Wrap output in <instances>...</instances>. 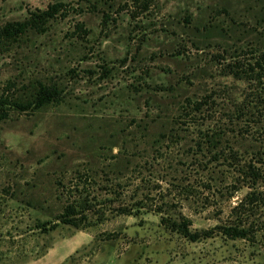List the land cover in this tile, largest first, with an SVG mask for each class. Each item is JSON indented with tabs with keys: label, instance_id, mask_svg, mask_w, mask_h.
Instances as JSON below:
<instances>
[{
	"label": "rangeland",
	"instance_id": "rangeland-1",
	"mask_svg": "<svg viewBox=\"0 0 264 264\" xmlns=\"http://www.w3.org/2000/svg\"><path fill=\"white\" fill-rule=\"evenodd\" d=\"M57 1L66 13L44 31L0 44V98L30 99L39 82L61 95L0 118V264H264V178L244 174L264 175V117L238 128L226 115L264 93L225 66L264 46V0H0V26ZM216 120L210 150L199 129ZM84 197L102 218L56 219ZM179 213L211 233L190 241L161 222ZM240 222L247 238L215 228Z\"/></svg>",
	"mask_w": 264,
	"mask_h": 264
},
{
	"label": "trees",
	"instance_id": "trees-1",
	"mask_svg": "<svg viewBox=\"0 0 264 264\" xmlns=\"http://www.w3.org/2000/svg\"><path fill=\"white\" fill-rule=\"evenodd\" d=\"M134 1H139L138 4H140V7L145 8L144 0ZM65 13L66 10L64 3L61 1H57L49 4L45 9H36L29 12L28 16L23 20L8 21L0 26V44L6 45L13 40L15 41L22 35H25L28 31L42 32L47 28L49 22L52 19H54L57 15L63 16ZM185 22H189V17L185 16ZM249 50H253V48L250 47ZM257 52L258 53L253 63L246 61L239 56H230V60L225 64V66L229 74H232L238 79H248L249 82H253L255 89L262 90V93H264L263 85H259L262 84V77L264 74V46ZM222 58L224 61L228 60V57ZM60 96V88H58L57 85L52 83L39 82L30 99H19L8 103L7 99L1 97L0 118H4L7 115L10 104L19 111L39 109L46 104L57 102L60 99ZM257 97H259L261 100L243 101L239 105L233 103L234 109L230 110L229 113H226V115L229 117L230 123L240 128L242 126H245V124L250 125L251 122L260 121L261 118L264 117V96H261L259 94L257 95ZM210 102V95L204 96L192 102L191 105H189L190 108H188V110H185L184 112L179 114L177 113L178 121L183 119V117H189L193 122H195L197 119L194 116L190 115H195L196 113L200 112L204 109L205 106L210 105ZM247 113L252 117L258 116L261 118H256V120L252 119L251 121V118L246 116ZM242 118H244L243 123H238L237 120H242ZM172 122L176 125V116L174 117ZM225 128L226 125L222 123V121L216 120L213 125H211V127L207 128L206 130L202 131L201 129H199V132L204 134L206 143L209 147L208 149L211 150L217 147V144L222 142L221 136L222 133H224ZM233 128L234 127H232V129ZM246 173H249L252 176L253 180H256L259 177L264 178V175H262L261 171H258V169L252 164L247 165V169L246 171H244V174ZM94 204L95 202L91 201V199H88V197L71 201L63 207V211L57 215L56 219L62 223L79 227L85 220H89V212L99 214L97 215V218H102L103 212ZM134 210L137 211L138 209H134V206L131 208H127L126 206L116 208V211L121 214H132ZM156 210L159 211L158 209ZM161 222L165 223L166 225L171 227L172 230L176 231L190 241H196L202 235L208 236L209 233H211L209 230L191 231L189 229L190 220L182 213H179L178 215H162ZM38 228L46 229L44 223L38 224ZM215 228H218L219 232L223 233L226 236H229L230 238H247L249 235V228L242 226L241 222L234 225H219Z\"/></svg>",
	"mask_w": 264,
	"mask_h": 264
}]
</instances>
